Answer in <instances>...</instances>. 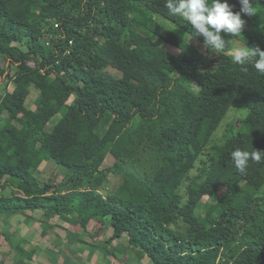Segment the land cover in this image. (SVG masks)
Returning a JSON list of instances; mask_svg holds the SVG:
<instances>
[{
    "label": "trees",
    "instance_id": "16d2710c",
    "mask_svg": "<svg viewBox=\"0 0 264 264\" xmlns=\"http://www.w3.org/2000/svg\"><path fill=\"white\" fill-rule=\"evenodd\" d=\"M164 4L0 0V80L14 87L0 97V215L42 211L43 237L61 221L116 259L264 264V161L241 173L230 159L237 147L264 151V75L223 52L214 67L189 61L186 39L203 37ZM257 7L241 15L242 35L221 33L226 48L264 50V0ZM235 105L246 116L211 147L204 178H190ZM46 163L66 170L62 182L44 179Z\"/></svg>",
    "mask_w": 264,
    "mask_h": 264
},
{
    "label": "rangeland",
    "instance_id": "374dc122",
    "mask_svg": "<svg viewBox=\"0 0 264 264\" xmlns=\"http://www.w3.org/2000/svg\"><path fill=\"white\" fill-rule=\"evenodd\" d=\"M156 19H158V21H160V22H163L161 17H157ZM142 32L144 34H146L147 36H149L151 39L155 40V38L151 34L145 32V31H142ZM186 40H187V43L191 46V49L188 50L187 53L192 54L194 56V59L188 57L189 61H193V60L198 61L203 65H207L208 67L216 66V63H212V62L220 56V53L218 55L216 53H209L207 50H205L203 48L202 43H200V42H198L192 38L188 37ZM156 42H157V40H156ZM159 43L162 46H164L173 55L179 56L183 60H187V56L183 55V52H186V51H182L181 49L175 48L171 45H166L163 42H159ZM245 47H246V45L243 42L234 41L229 46V48H226L223 51V53L228 55L229 57L233 58L234 53L237 49H243ZM248 48H250V47H248ZM250 49H253V48L251 47ZM187 53H185V54H187ZM7 65H8V63L4 61V66H7ZM12 70H13L12 73H14L16 68L13 67ZM186 84H187V86L192 87V83L190 80H186ZM13 89H14V87L10 81L8 82V79L0 80V97L3 96L7 91H12ZM40 96L41 95H40L39 91L32 89V93L30 94L28 101H27V106L30 109L35 110L37 108V103L40 99ZM246 114H247V111L240 109L239 106H237V105L233 106V108L231 109L230 113L227 115V117L223 121L220 128L214 134V137H213L212 141L210 142V144L207 146L205 153L200 157L199 162L196 164L194 170L191 172L190 178L197 177V176L199 178L200 177L204 178L207 171L211 169L212 165L215 163V161L217 159V154H215L211 151V147H213L215 144H220L223 142L224 135L226 134L227 130L231 126L234 125V127L238 128L239 123L244 119ZM55 121H57V120H55ZM2 127H3V123H0V128H2ZM111 162L112 161L110 159V161L108 163H111ZM41 170L44 173V179L52 180V181H55L56 183L62 182L64 180V178L67 176L66 170L60 166H57L54 163H46L45 165L42 166ZM112 181H113V184L117 183V180H115L114 178L112 179ZM188 183L189 182H185V184L183 185V187L181 189V192L183 194H185L186 186ZM23 222L26 223V220L23 219ZM172 226H173V228L178 227L175 224ZM80 233H83L85 241H87L88 243L91 242V239L83 232V230H80ZM36 236L37 235H35V237H33V238L36 239ZM112 236H113V228H110L108 233L105 235V240L111 238ZM63 237H64V235H63ZM74 237H77V234L76 235L73 234V235L69 236L71 241H73V239H76ZM53 240L54 239H52V241ZM52 241L44 238L43 241L41 242L42 248L46 249L47 251L50 248H53L54 243H52ZM120 242H121L120 240L114 241L112 244V247L117 246ZM65 247H66V251L64 252V256H66V257L70 256L73 260H77L81 264H85V262L83 260L85 259L87 261V258H86L87 253L90 252V246L88 244L78 245L75 243H69L68 239L66 238ZM97 252L99 254V261L97 262V264H151V262H149L148 259L144 260L143 262L138 260L132 253H129L126 256H122V258H124V259L122 262H119L115 258L112 259V256H109V257H111L109 259L106 256L104 258L100 251H97ZM44 253L45 254H40L39 259L37 260V262H34V264H51V263L57 264L56 263V262H58L57 259L56 260L53 259L49 253H48L49 255L46 252H44ZM80 254H83L84 256L80 257Z\"/></svg>",
    "mask_w": 264,
    "mask_h": 264
},
{
    "label": "clouds",
    "instance_id": "9594fccd",
    "mask_svg": "<svg viewBox=\"0 0 264 264\" xmlns=\"http://www.w3.org/2000/svg\"><path fill=\"white\" fill-rule=\"evenodd\" d=\"M241 5L239 12H234V5L228 0H165V8L172 15L183 17L191 26V34L203 37V48L209 53H222L226 42L221 33L235 37L242 35L245 21L241 15L253 16L260 10L259 0H238ZM254 61V69L264 75V50L250 49L247 46L237 49L232 62L236 65H246ZM247 71V68H245ZM230 159L238 172H245L249 162L256 164L264 161V151L252 148L251 151L235 148L230 153Z\"/></svg>",
    "mask_w": 264,
    "mask_h": 264
},
{
    "label": "crops",
    "instance_id": "0c3cea01",
    "mask_svg": "<svg viewBox=\"0 0 264 264\" xmlns=\"http://www.w3.org/2000/svg\"><path fill=\"white\" fill-rule=\"evenodd\" d=\"M42 213V211H37L32 213V216L35 219H40ZM29 215L30 213L12 216L0 215V264H34L39 259L40 254H45L44 252L49 253L53 259H57V264H81L79 261L73 260L70 256H64V252L66 251V238L69 243L78 245L88 244L85 241L83 233L71 228L64 222L55 220L51 222L54 230L48 229L47 235L43 237L42 232L44 229L42 230V227L38 222H35V219L31 220ZM23 219L26 220V223L23 222ZM73 234H77V237H74L76 239L71 241L69 236ZM35 235H37L36 239L33 238ZM44 238L50 241L54 239L52 241L54 243L53 248H50L48 251L42 248L41 242ZM82 256L84 255L80 254V257ZM102 256L105 258L104 254ZM106 257L108 259L111 258L109 256ZM86 258L87 261L83 258L85 264H97L99 254L97 250L95 251L90 246V252L87 253ZM123 259L119 256V259L116 260L122 262Z\"/></svg>",
    "mask_w": 264,
    "mask_h": 264
}]
</instances>
